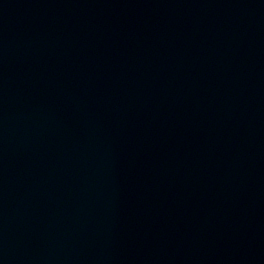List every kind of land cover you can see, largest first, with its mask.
Wrapping results in <instances>:
<instances>
[{
    "label": "water",
    "instance_id": "95a60500",
    "mask_svg": "<svg viewBox=\"0 0 264 264\" xmlns=\"http://www.w3.org/2000/svg\"><path fill=\"white\" fill-rule=\"evenodd\" d=\"M0 264H264V0H0Z\"/></svg>",
    "mask_w": 264,
    "mask_h": 264
}]
</instances>
